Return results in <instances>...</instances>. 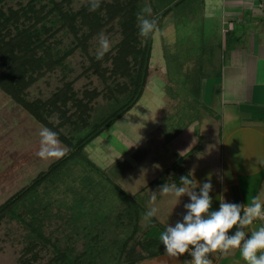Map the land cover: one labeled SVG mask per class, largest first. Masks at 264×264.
<instances>
[{"label": "rangeland", "instance_id": "rangeland-1", "mask_svg": "<svg viewBox=\"0 0 264 264\" xmlns=\"http://www.w3.org/2000/svg\"><path fill=\"white\" fill-rule=\"evenodd\" d=\"M18 1L0 0V5L16 8ZM87 1L71 0L70 7L77 10ZM21 2L25 3L26 0ZM145 5L152 8L150 18L156 19L157 29L151 35L148 77L141 97L102 134L62 162L60 168L45 177L2 219L0 264H22L21 259L35 251L38 258L32 264H43L52 255L49 244V249L41 248L42 243H38V249H26L30 229L27 223L42 227L43 234L52 241L59 239L61 246L72 243L80 251L92 240L99 244L113 240L122 242L129 232L126 218L132 216L137 219L139 229L129 242L143 241L150 237L152 219L162 222L171 220L174 224L179 221L174 215L177 216L175 212L180 199L161 194V187L149 182L158 176L159 170H163V164L175 159L177 168L184 162V167L191 170L215 159V145L220 139L216 135L221 123L219 98L224 94L222 90L227 95L238 92L236 86H229L228 75L231 71L223 67L228 55L220 48L221 32L212 29L208 19L206 21L209 23L202 19L206 16L203 15L201 0H141L140 10ZM101 33L108 37L114 52L115 44L121 39L116 19L109 21L98 34L89 38L85 50L78 47L65 59L62 67L40 76L28 88L27 98L46 99L65 82L71 81L79 97L90 99L91 125L120 108L127 96L118 95L110 99L105 82L98 74L86 69L90 57L96 59ZM208 33H211L210 37H206ZM54 39L59 49H67L74 44L73 35L65 30L57 32L52 41ZM101 66L111 67L110 59L102 61ZM109 86L114 90L115 83L109 82ZM94 89L98 91L97 94L93 93ZM211 94L215 100L212 103L209 98ZM2 111L6 112L3 118L7 121V132L13 127L22 129L26 117L29 122L36 123L0 89ZM22 117L21 123L19 118ZM52 120L58 121L56 114L52 115ZM36 125H39L38 129L44 128L39 123ZM203 128L207 130L205 136L199 134ZM72 130L70 125L63 128L66 134ZM39 131L36 134L38 138ZM82 132L75 131L72 135L77 138ZM25 136L23 133L17 135L19 145H25ZM10 139L13 141L12 137ZM64 147L67 149L66 145ZM202 148L205 154L198 153ZM53 161L39 159L36 174L31 166L23 165L24 168L18 167L10 175L12 167L7 165L9 178L0 196L5 201L46 170ZM171 182L167 184H174L173 180ZM153 193H156L155 203L151 201ZM152 207L158 211L149 221L144 217ZM164 227L166 230L167 227ZM95 234L94 239H89ZM234 252L236 262L231 263L245 264L240 251ZM221 262L226 264L221 255L214 259V264Z\"/></svg>", "mask_w": 264, "mask_h": 264}, {"label": "trees", "instance_id": "trees-1", "mask_svg": "<svg viewBox=\"0 0 264 264\" xmlns=\"http://www.w3.org/2000/svg\"><path fill=\"white\" fill-rule=\"evenodd\" d=\"M140 1L101 0V7L96 11H90L89 0L77 10L71 9V0H26L25 3L19 0L16 8L0 5V89L36 122L56 132L61 143L67 146V154L63 158L53 161L46 170L0 204V223L45 177L102 134L141 97L148 77L152 34L147 39L139 35L137 14L140 12ZM115 19L121 34L120 41L114 46L115 51L112 52L111 49L102 60L90 57L86 69L98 74L105 82L106 89L111 94L110 99L117 98L118 95L127 96L120 108L114 109L98 123L91 125L90 99L79 97L72 88L71 81L65 82L46 99L27 98L28 88L40 76L62 67L65 59L78 47L85 50L87 40ZM60 30L73 35L74 44L71 47L59 49L55 46L58 42L55 39L52 41V38ZM109 59L111 67H102V61ZM108 80L115 83L114 90L109 86ZM93 93L97 94L98 91L94 89ZM53 114H56L58 121L52 120ZM66 125H70L73 132H83L77 138L72 135L73 132L66 134L63 131ZM176 165L173 163L171 169ZM171 169L162 171L152 180V184H163L167 174L173 170ZM172 175L177 187L182 186L181 176H189L181 168L174 169ZM126 220L129 232L125 234L122 242L113 240L99 244L92 240L97 236L95 234L89 237L92 242H88L80 251L72 243L61 246L58 244L59 239L52 241L48 235H44L42 227L27 223L30 229L26 249H38V243H42L41 248L51 247L49 251L52 255L43 264H135L163 251L164 247L156 237H147L143 241L130 244L129 241L139 229V223L132 216H128ZM151 223L165 231V227L156 219H152ZM234 231L235 229L232 232ZM139 248L141 251H138ZM37 258L35 251L30 256H24L21 262L32 264ZM186 259L190 263L188 254Z\"/></svg>", "mask_w": 264, "mask_h": 264}, {"label": "crops", "instance_id": "crops-1", "mask_svg": "<svg viewBox=\"0 0 264 264\" xmlns=\"http://www.w3.org/2000/svg\"><path fill=\"white\" fill-rule=\"evenodd\" d=\"M201 2L204 6L203 15L206 16L202 19L204 22L208 19L210 27L221 32L220 48L228 55V61L223 67L224 70L231 71L228 75L229 86H236L238 92L227 95L225 90H222L224 94L219 98L221 123L216 135L218 134L220 139L215 145V152H217L215 159L205 165L193 167L191 170L184 167V162L179 165L180 167L177 168L176 165L172 169L173 171L183 169L193 179L191 186L193 188L207 182L211 174L213 185V190L209 193L212 198L211 210H219L222 200L244 205L250 204L257 195L264 200V166L257 163L264 160V0H201ZM208 21L206 22L209 23ZM210 34L208 33L206 37H210ZM222 81L224 84L225 72ZM209 98L211 103L215 101L212 94ZM0 113V119H2L0 123V194L3 195L5 182L9 178L7 165L12 167L10 175L15 172L16 168H24L27 165L31 166L35 173L39 159H41L36 154L40 148V138L36 136L40 127L36 125L38 124L36 121L33 124L26 117L22 129L18 130L17 127H13L7 132V121L3 118L6 112ZM19 119L22 123L23 117ZM32 120L34 121L33 118ZM19 125L22 126L20 123ZM206 132L207 130L203 128L199 134L205 136ZM19 133L26 135L24 146L18 144L20 143L17 138ZM62 146L64 147L63 144ZM203 151L202 148L198 153L205 154ZM23 157H25L24 160ZM173 163L177 164L175 159L168 164L164 163L163 170H159L157 175L167 168L171 169ZM173 171L167 174L163 184L154 185L162 187L171 182ZM171 183L168 185H172ZM195 191L198 193L199 187ZM0 197V202H3L5 198ZM178 199L180 202L175 212L177 216L174 215V217L182 222L183 215L186 214L184 205L190 202V198L184 195ZM157 221L162 226H175L171 220ZM260 226H263V221L258 219L245 231L250 235ZM162 232L163 230L157 225L149 226L150 237L159 239ZM234 251L226 255L218 254L214 259L221 255L223 260H226V264H232L236 262L233 259ZM214 259H212L213 264ZM141 262L143 264H190L184 255L179 259L169 258L164 248L159 255L143 259L135 264ZM222 262L220 264H223Z\"/></svg>", "mask_w": 264, "mask_h": 264}, {"label": "clouds", "instance_id": "clouds-1", "mask_svg": "<svg viewBox=\"0 0 264 264\" xmlns=\"http://www.w3.org/2000/svg\"><path fill=\"white\" fill-rule=\"evenodd\" d=\"M89 4L90 11H96L101 7V0H89ZM151 14L152 8L148 5L137 14L139 35L145 39L157 29V21L150 18ZM111 47L108 37L101 33L96 59L102 60ZM39 136L40 148L36 153L39 158L59 160L67 154L56 132L44 127L40 129ZM257 163L264 166V160ZM180 184L182 186L179 187L176 184H164L160 188L161 194L177 198L187 195L190 198V202L184 205L186 214L182 222L177 221L175 226L169 225L159 236L169 258L179 259L188 254L192 258L191 264H212L210 254L219 252L226 255L232 250H239L245 264H264V226L252 231L250 235L245 231L254 221H264V200L259 195L248 205L222 200L219 210H211V174L207 182L196 184L194 188L191 187L193 179L189 176H181ZM197 187L198 193L195 191ZM151 201L155 203L156 193H153ZM157 211L156 207L150 208L144 218L150 221L157 215Z\"/></svg>", "mask_w": 264, "mask_h": 264}, {"label": "built area", "instance_id": "built-area-1", "mask_svg": "<svg viewBox=\"0 0 264 264\" xmlns=\"http://www.w3.org/2000/svg\"><path fill=\"white\" fill-rule=\"evenodd\" d=\"M233 231V230H232ZM231 234V233H230ZM218 254H221V253H219V252H217V253H214V254H210V256H209V258L210 259H214V257H216V255H218ZM190 256V255H189ZM191 256H190V264H191Z\"/></svg>", "mask_w": 264, "mask_h": 264}]
</instances>
